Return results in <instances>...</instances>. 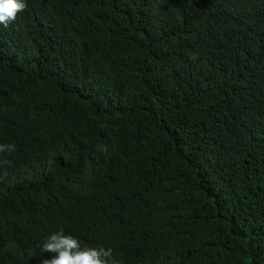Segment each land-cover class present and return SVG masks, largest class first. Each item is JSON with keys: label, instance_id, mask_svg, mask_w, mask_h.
Instances as JSON below:
<instances>
[{"label": "trees", "instance_id": "obj_1", "mask_svg": "<svg viewBox=\"0 0 264 264\" xmlns=\"http://www.w3.org/2000/svg\"><path fill=\"white\" fill-rule=\"evenodd\" d=\"M0 24V264L63 229L112 264H264V0H26Z\"/></svg>", "mask_w": 264, "mask_h": 264}, {"label": "clouds", "instance_id": "obj_2", "mask_svg": "<svg viewBox=\"0 0 264 264\" xmlns=\"http://www.w3.org/2000/svg\"><path fill=\"white\" fill-rule=\"evenodd\" d=\"M26 8V0H0V24L7 27ZM15 151V144H0V166L10 165L11 162L2 157ZM40 249L41 255L54 254L51 259H43L41 264H112L113 258L111 248L82 246L77 237L66 234L63 229L51 234Z\"/></svg>", "mask_w": 264, "mask_h": 264}]
</instances>
